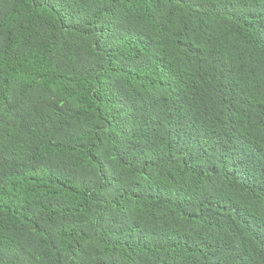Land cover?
Segmentation results:
<instances>
[{"label":"trees","instance_id":"obj_1","mask_svg":"<svg viewBox=\"0 0 264 264\" xmlns=\"http://www.w3.org/2000/svg\"><path fill=\"white\" fill-rule=\"evenodd\" d=\"M0 264H264V0H0Z\"/></svg>","mask_w":264,"mask_h":264}]
</instances>
